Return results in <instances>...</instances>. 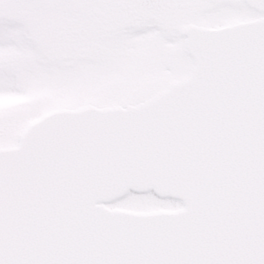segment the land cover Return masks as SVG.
<instances>
[{
	"label": "snow or ice",
	"instance_id": "6c2138e0",
	"mask_svg": "<svg viewBox=\"0 0 264 264\" xmlns=\"http://www.w3.org/2000/svg\"><path fill=\"white\" fill-rule=\"evenodd\" d=\"M176 12L223 28L264 0H0V93L76 106L0 113V264H264V22L191 36ZM150 34L176 49L155 86L126 74ZM193 40L222 53L209 86L173 87Z\"/></svg>",
	"mask_w": 264,
	"mask_h": 264
},
{
	"label": "rangeland",
	"instance_id": "374dc122",
	"mask_svg": "<svg viewBox=\"0 0 264 264\" xmlns=\"http://www.w3.org/2000/svg\"><path fill=\"white\" fill-rule=\"evenodd\" d=\"M200 15L202 16L201 21L207 22L203 18V15ZM175 17L176 14L171 19V21H169V25L170 28L175 25L174 29H171L173 31H179L182 23H180L178 18L175 19ZM232 19L233 18L229 20ZM165 49L176 51L172 44L167 43L158 35L150 34L148 36L136 38L129 45L128 56L133 59L139 56L141 59L139 63L129 64L126 68V74L134 80H138L153 86L159 84L162 80H166L171 69L168 66L162 64L159 59L160 52ZM186 74H188V72H185L184 75ZM172 81L173 80L170 82ZM35 103L45 104L49 109L54 107H76L67 100L58 99L56 93L45 88H35L26 95L0 93V113L7 114L15 110L26 109ZM32 120L34 119L25 121L24 126L26 127L27 124Z\"/></svg>",
	"mask_w": 264,
	"mask_h": 264
},
{
	"label": "water",
	"instance_id": "95a60500",
	"mask_svg": "<svg viewBox=\"0 0 264 264\" xmlns=\"http://www.w3.org/2000/svg\"><path fill=\"white\" fill-rule=\"evenodd\" d=\"M264 21H257V22H253V23H249L246 24V26L243 25H238L235 27H230V28H224V29H220L217 31H223L225 29L227 30H238V29H243L246 28L250 25H255V24H259L262 23ZM217 31H210V30H205V29H196V28H192V29H187L184 32L191 35V36H196L200 33H214ZM243 45H241V51H240V59L241 61L244 58V54H243ZM191 52L192 55L200 62V70L192 73L190 78L187 79L186 81L183 82H178V83H174L172 84L173 87H188V86H193L195 85L198 88L201 89H206L209 86L210 83V74H211V70L213 65L215 64V56L216 55H220L222 53H215V54H210L212 52V50H209L202 42L197 41V40H193L192 46H191ZM241 66H243L241 64ZM234 86H242L241 83L237 82L234 84ZM241 103L242 106H245V102L243 100V98L241 99ZM66 111H71V110H59V111H53L47 115H45V118L47 117H52L55 116L57 113H61V112H66ZM41 123L40 120L32 123L28 128L31 127H36ZM4 151L7 152H17L18 149L16 148H11V149H3ZM127 215H135V216H154V215H168L169 213H164V212H151V213H135V212H128L126 213Z\"/></svg>",
	"mask_w": 264,
	"mask_h": 264
},
{
	"label": "flooded vegetation",
	"instance_id": "af4514ba",
	"mask_svg": "<svg viewBox=\"0 0 264 264\" xmlns=\"http://www.w3.org/2000/svg\"><path fill=\"white\" fill-rule=\"evenodd\" d=\"M192 14L189 13H181V12H176V13H171V14H166L168 16L169 21H171V19L174 17V15L176 14V18H178L180 20V23H182V27L187 26V25H196V26H204V27H211V28H215L216 26L211 25L208 22H202L201 21V15L200 13H196V12H191ZM251 18H240L238 19V17H234L233 18V23L238 22V21H246V20H250Z\"/></svg>",
	"mask_w": 264,
	"mask_h": 264
}]
</instances>
